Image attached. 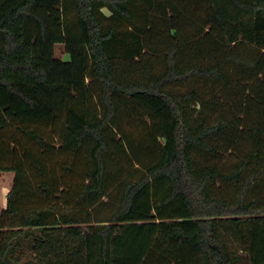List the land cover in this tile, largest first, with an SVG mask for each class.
I'll return each instance as SVG.
<instances>
[{
	"label": "trees",
	"instance_id": "obj_1",
	"mask_svg": "<svg viewBox=\"0 0 264 264\" xmlns=\"http://www.w3.org/2000/svg\"><path fill=\"white\" fill-rule=\"evenodd\" d=\"M0 171V264H264V0H0Z\"/></svg>",
	"mask_w": 264,
	"mask_h": 264
},
{
	"label": "rangeland",
	"instance_id": "obj_2",
	"mask_svg": "<svg viewBox=\"0 0 264 264\" xmlns=\"http://www.w3.org/2000/svg\"><path fill=\"white\" fill-rule=\"evenodd\" d=\"M63 44H57L55 46V55L56 57L69 60L70 55L68 53L63 52ZM40 153V151L38 150ZM15 181V172H2L0 171V207H6L7 204V194L9 192L10 187L14 184Z\"/></svg>",
	"mask_w": 264,
	"mask_h": 264
},
{
	"label": "crops",
	"instance_id": "obj_3",
	"mask_svg": "<svg viewBox=\"0 0 264 264\" xmlns=\"http://www.w3.org/2000/svg\"><path fill=\"white\" fill-rule=\"evenodd\" d=\"M105 12H106V10H105Z\"/></svg>",
	"mask_w": 264,
	"mask_h": 264
}]
</instances>
